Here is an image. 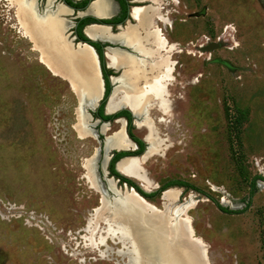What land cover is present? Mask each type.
Returning <instances> with one entry per match:
<instances>
[{
    "label": "rangeland",
    "instance_id": "obj_1",
    "mask_svg": "<svg viewBox=\"0 0 264 264\" xmlns=\"http://www.w3.org/2000/svg\"><path fill=\"white\" fill-rule=\"evenodd\" d=\"M160 1L170 2L160 3L169 12L161 9L156 25L173 44L174 79L168 103L161 97L165 106L138 120L145 125L131 124L138 138L153 127L156 151L137 157L133 180L147 193L171 179L195 187L167 190L178 193L170 206L185 208L188 239L199 241L206 264H264V0ZM1 13L0 264H125L118 227L95 212L104 191L84 168L93 158L108 211L127 204L128 187L100 170L103 137L124 130V120L101 130L67 80L37 62L38 50L9 38ZM154 47L141 55L147 64L161 60ZM83 113L91 136L75 129ZM160 197L147 200L162 209Z\"/></svg>",
    "mask_w": 264,
    "mask_h": 264
},
{
    "label": "bare ground",
    "instance_id": "obj_2",
    "mask_svg": "<svg viewBox=\"0 0 264 264\" xmlns=\"http://www.w3.org/2000/svg\"><path fill=\"white\" fill-rule=\"evenodd\" d=\"M156 15L157 9L154 6L135 9L133 12L137 21V28L140 27L145 30L149 26L150 19ZM46 18L47 23L43 24L33 16L30 4L22 7L21 25L24 31L29 33L34 47L40 52L41 63L55 75L67 80L70 87L75 90L77 97L81 99L83 107L93 105L99 99L102 88L93 50L85 44L73 49L71 44L64 42L65 39L61 34L65 22L55 19L54 15L50 14L46 15ZM137 28L127 26L116 36V39L122 43L133 45L140 54H147L141 44L142 36ZM98 31L99 33L104 32L101 29ZM86 32L91 35L94 30L89 27ZM145 36L157 46L156 51L158 53L165 47L164 39L157 30L148 31ZM164 54L161 55V60L156 64H147L142 58H137L125 51L115 49L107 52L108 64L115 70H121V73L118 77L111 79L114 87L106 103V111L111 112L118 107L125 106L135 115L134 124L136 123L137 127H141L148 120H138L140 118L149 119L151 116H148V110L151 107L165 106L159 99L168 93V83L165 82L170 77L172 63L165 56L167 53ZM83 85H85L87 93H84L80 88ZM87 96L92 98L90 102L85 101ZM164 98L168 103L166 96ZM170 109L171 107L161 111L166 112ZM83 115L85 113L78 115L75 129L80 137L91 136L92 131L84 128L86 117ZM119 120L122 119L119 118L115 121L118 122ZM153 123L155 125L154 120ZM153 123L151 121L152 125ZM106 125H101V130H108ZM153 134H155L153 127L146 129L143 139L148 147L143 155L123 157L116 163L120 174L137 179L135 174L138 167L137 157L142 159L156 152L152 147L153 142L148 136ZM108 136L105 138L103 146L105 151L103 162L107 159L108 151L130 147V142L123 129ZM84 168L86 169L85 177L89 183H93V187H96L94 186L96 181L94 159H87ZM140 186L147 188L143 181H141ZM96 190L99 191L98 188ZM128 191L131 194L127 198V204L116 205L114 211L107 210L104 193H101L100 204L95 209V212L105 211L104 213L109 216L106 222L110 227H118L119 240L126 249L122 252L127 261L125 264L197 263V248L188 247V242H190L188 238H190L191 232L189 220L184 215L185 208L170 206V203L176 201L178 193L167 189L163 191L160 197L164 200L161 202L163 208L158 211L154 204L148 200H142L130 188ZM103 223L105 224V222ZM195 241L200 248L199 241ZM172 243H175V246H171Z\"/></svg>",
    "mask_w": 264,
    "mask_h": 264
},
{
    "label": "flooded vegetation",
    "instance_id": "obj_3",
    "mask_svg": "<svg viewBox=\"0 0 264 264\" xmlns=\"http://www.w3.org/2000/svg\"><path fill=\"white\" fill-rule=\"evenodd\" d=\"M88 1H90V0H0V7H1L0 10L3 12V13H1V15L7 14V28L9 31V38H12V39L21 38V39L27 40L29 43V49H31V50H36V49L34 47L32 39L29 37L30 36L29 33L24 31V29L21 25V21H20L22 7L26 4L31 5V12H32L33 16L39 22H41L43 24L47 23L46 22V19H47L46 15H49V14L54 15L55 19L57 18V19L64 21L65 25L63 26V29L61 30V34H62L63 38L65 39V41H64L65 43L67 42V43L71 44L70 42H72V44H76L79 40L82 39V37H86L87 39H89L83 32L84 26L88 23H97V24H104L105 25L104 27L106 28L107 32L103 36V39L95 37L92 40L94 43L92 45V49H93L94 53L96 54V56L98 58V62H99V69H100V73H101V77H102L103 91H102V95H101L100 100H98L97 105L94 107L93 110H90V112H91L90 115H91V118L95 120L96 124L101 125V123L103 121H108V124H109L110 122H116V121H114V118H110V117L109 118H103L101 115L108 116V115L113 114V113L120 111V110H126L127 112H128V110L121 108V109L113 111L112 113L105 114L104 113L105 100H104L101 114H99V112H98V107H99L101 101L103 100V92H104L105 84H106L108 91H109V89L112 85L110 82V77L112 79L113 77H115L118 74L117 72H119V71L115 70L114 67H111L108 64L107 52H109L111 50H115L114 48H117L119 50L137 55L136 56L137 58H142L141 55H145L143 53L140 54L139 50L137 51L135 49V47H133V45L122 43L121 41L116 39V36L119 35L127 26H132V27L137 28V26H138L137 21L133 16V12L135 9H141V7H138V6H144V7L154 6L157 8V15L150 19L148 29L145 30V29L138 27L137 30L139 31L140 35L142 36V40H141L142 46L144 48H146L148 50H152V51L155 50L154 43H153V41H150L149 38H146L145 35L148 31H156L157 30L159 32L160 36L164 39V44H165V47L160 51V53H161V55H163L164 53L165 54L167 53L166 55L165 54L164 55L167 56L169 62L172 63L170 66V68H171L170 69V78H169L167 83L169 84L170 81H172L174 79V76L172 74L174 72V67H173L174 63L170 58L171 53H169V51L174 50V47H173V44L170 42H167V40L161 34V30L166 28L165 24L160 22L159 26L156 25L157 20L165 22V18L161 15L160 10L163 9L164 13L169 12V9L164 8V5L161 6L160 3H164L165 5H169L170 2L169 1L163 2L160 0H114L115 5H116V9H115V13L112 15H109L106 17H100V16H97L95 14L78 16L77 12L83 10L85 8L86 4L88 3ZM98 2L99 1H97V3ZM100 4L104 5L105 3L102 0H100ZM144 7H142V8H144ZM3 8H5V9H3ZM5 11H6V13H4ZM87 19L95 20L97 22L89 21ZM87 28H89V27H87ZM87 28L85 29V31L87 30ZM71 46H73V45H71ZM78 46H83V44L77 43L76 48ZM103 52H105V59H106L108 66L104 65V63H103V55H102ZM37 53H38V55L36 57V60L38 63L41 64L40 53L38 51H37ZM99 55H101V58L99 57ZM46 70L48 71L49 69L47 68ZM48 72L50 73L51 76H56L55 74L51 73L50 70ZM129 115L131 116L130 113H129ZM121 116L124 118V129L126 130V124H127L126 123V116L125 115H121ZM132 118L133 117L131 116V124H132ZM101 134L102 133L99 130L98 136ZM139 139L141 140V138H139ZM137 148H138V146L134 142V146H133L132 150H135ZM113 151H114L113 149L110 150V152L108 151V154H110V158L112 157ZM110 158H109V160H110ZM109 160L105 166L106 169L108 170L107 175L108 176H114V174H111V172L109 171ZM103 161H104V159H103Z\"/></svg>",
    "mask_w": 264,
    "mask_h": 264
},
{
    "label": "trees",
    "instance_id": "obj_4",
    "mask_svg": "<svg viewBox=\"0 0 264 264\" xmlns=\"http://www.w3.org/2000/svg\"><path fill=\"white\" fill-rule=\"evenodd\" d=\"M87 20L97 22V21L91 20V19H87ZM81 40L87 42L91 46L94 44L92 40L87 39L86 37H82ZM99 57L101 58V55H99ZM107 92H108V88L105 84L104 92H103V100L101 101V103L98 107L99 114H101L102 106H103V102H104V97L106 96ZM121 115L126 116V123H127L126 124V132H127V135L131 138V140H133V142H135L137 144L138 148L135 150H131V151L130 150H126V151L114 150L112 152V157L109 160V171L111 172V174H114L115 178H118V182L119 183H125L127 186L132 187L135 191H137L140 195L144 196L145 198L153 197V196L159 194L160 191L164 190L165 188L172 187V186H176V187H182L183 186V187L188 188V189L196 190L195 187H193L191 184H189L185 181H182L180 179H171V180H168L165 183L161 184L155 191L147 193L138 186V184L133 180V178H131V177L128 178V177L120 174L119 172H117L114 169V162L119 157L125 156V155H138L142 152V150L144 149V145H145L142 140H140L138 137H135L131 134V132H130L131 116L129 115V113L126 110H120V111H117V112L110 114L108 116H105V115H101V116L103 118H109V117L110 118H116V117H120ZM255 178H261V177L258 175L253 177L251 180V186H253ZM261 179L264 182V179L263 178H261ZM216 207L221 211H225V212L227 211L224 207L220 206L218 203H216Z\"/></svg>",
    "mask_w": 264,
    "mask_h": 264
},
{
    "label": "water",
    "instance_id": "obj_5",
    "mask_svg": "<svg viewBox=\"0 0 264 264\" xmlns=\"http://www.w3.org/2000/svg\"><path fill=\"white\" fill-rule=\"evenodd\" d=\"M138 7H144V6H138ZM90 40H92V39H90ZM69 41V40H68ZM70 42V41H69ZM71 43V45H73L72 46V48L73 49H75L76 48V44L77 43H81V44H85V45H88L89 47H91V49H92V46L91 45H89L87 42H85V41H83V40H79L76 44H72V42H70ZM212 46H217V44H214V45H212ZM114 49H117V48H114ZM93 50V49H92ZM119 50V49H118ZM122 51V50H121ZM126 53H128V52H126ZM128 54H130V55H134V54H131V53H128ZM102 55H103V63H104V65H106V66H108L107 65V62H106V59H105V52H103L102 53ZM134 56H137V55H134ZM96 66H97V70H98V73H99V77H100V81H101V85H102V77H101V73H100V69H99V62H98V58H97V56H96ZM117 71H118V69H117ZM121 73V70L118 72V74L115 76V77H117V76H119V74ZM110 82H111V87H110V89H109V91H108V93L106 94V96H105V98H104V100H105V104H104V108H106V103H107V101H108V98H109V96H110V94L112 93V90H113V87H114V85H113V82L111 81V77H110ZM67 84H68V86H70L69 85V83L67 82ZM77 98V97H76ZM100 98H101V95H100V97H99V99L98 100H100ZM78 100V99H77ZM98 100L93 104V105H91V106H88V109L89 110H93L94 109V107L97 105V103H98ZM77 104H78V101H77ZM83 108V111L87 114V116L89 117V118H91V115H90V113L88 112V111H86L85 110V108L84 107H82ZM121 108H124V109H127L128 110V112L131 114V116L133 117L132 118V124H134V121L136 120V117H135V115L133 114V112L129 109V108H127V107H125V106H121V107H118V109H121ZM117 109V110H118ZM117 119H119V117H116V118H114V121L115 120H117ZM158 119H160L161 121H165L166 120V118L164 117V116H159L158 117ZM103 124H108V121H103L102 123H101V125H103ZM100 125V126H101ZM124 131H125V136L127 137V139L129 140V142H130V147L128 148H123V149H115L116 151H118V150H122V151H126V150H132V148H133V146H134V142H133V140H131V138L127 135V133H126V130L124 129ZM94 134V133H93ZM108 136V135H107ZM107 136H104V138H103V143H102V149H103V151H104V142H105V138L107 137ZM141 140L144 142V139H143V137H141ZM145 143V142H144ZM168 145V144H167ZM147 147H148V145H144V149L142 150V152L140 153V154H138V155H125V156H121V157H119L115 162H114V169L117 171V172H119L118 170H117V167H116V163L121 159V158H123V157H129V156H141V155H143L144 153H145V151L147 150ZM103 157H104V152H103V154H102V158H101V164H100V170H101V178L103 179V180H108V179H111V180H114V185H115V182L116 181H118V178H115L114 176H108L107 175V172H108V170L106 169V163L108 162V160H109V158H110V154H108L107 155V159L105 160V162H104V164H103ZM103 164V165H102ZM94 173H95V177H96V181H97V183H98V185H99V189L101 190V191H104V193L106 194V191L103 189V187L101 186V182H100V176L97 174V172L96 171H94ZM120 173V172H119ZM125 176V175H124ZM127 177V176H126ZM129 178V177H128ZM123 186H125V187H128V189L130 188L138 197H140L142 200H147V199H149V198H145L144 196H142V195H140L137 191H135L132 187H130V186H127L125 183H121ZM138 184V186H140V183H137ZM172 187H176V186H172ZM168 188H170V187H167V188H165L164 190H162V191H160V193H159V196L161 195V193L163 192V191H165L166 189H168ZM99 190V191H100ZM143 190V189H142ZM147 190V189H146ZM146 190H144V191H146ZM156 210H158V211H160V209L159 208H155ZM154 213V212H153ZM154 214H158V213H154ZM196 241L194 240V239H190V242H188V247L190 248H197V259H198V262L197 263H193V264H206V261H205V259H204V254H203V250L202 249H200L199 247H198V244L197 243H195Z\"/></svg>",
    "mask_w": 264,
    "mask_h": 264
},
{
    "label": "crops",
    "instance_id": "obj_6",
    "mask_svg": "<svg viewBox=\"0 0 264 264\" xmlns=\"http://www.w3.org/2000/svg\"><path fill=\"white\" fill-rule=\"evenodd\" d=\"M97 1H99V2L97 3ZM102 1L106 5L105 4L101 5L100 4V0H90V1H88V3L86 4L85 8L83 10H81V11H78L77 15L78 16H83V15L95 14V15L100 16V17H106V16L114 14L115 13V9H116L115 1L114 0H102ZM104 26H105L104 24L88 23V24H86L84 26L83 32L89 39L93 40L95 37L103 39V36L107 32V30H106V28ZM87 27H91L92 30H94L93 34L88 35L86 33L85 29ZM100 29L103 30L104 32L99 33L98 30H100ZM93 53H94V51H93ZM94 55L96 57L95 53H94ZM57 77H59V76H57ZM59 78L62 79L61 77H59ZM102 91H103V86L101 88V94L100 95H102ZM104 113L105 114H109L110 112H107L106 109L104 108ZM119 118L124 120V118L122 116L119 117Z\"/></svg>",
    "mask_w": 264,
    "mask_h": 264
}]
</instances>
